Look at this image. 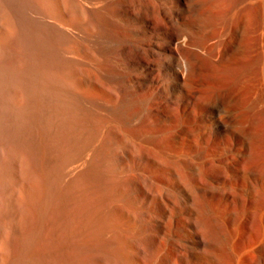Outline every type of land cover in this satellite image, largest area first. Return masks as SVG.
<instances>
[{"label": "bare ground", "instance_id": "1", "mask_svg": "<svg viewBox=\"0 0 264 264\" xmlns=\"http://www.w3.org/2000/svg\"><path fill=\"white\" fill-rule=\"evenodd\" d=\"M41 1L0 52V264H264V0Z\"/></svg>", "mask_w": 264, "mask_h": 264}, {"label": "rangeland", "instance_id": "2", "mask_svg": "<svg viewBox=\"0 0 264 264\" xmlns=\"http://www.w3.org/2000/svg\"><path fill=\"white\" fill-rule=\"evenodd\" d=\"M32 1H33V0H29V1L27 0V1H25V2H24V0H11V2H10V0H7V1H6V0H1V1H0V4H1V5H0V13H1V14H0V15H1V16H0V19L2 18V19L0 20V22H1V23L3 22V24H0V25H1V26H0V30H1V33H3V34L0 33V34H1V35H0V39H1V38L4 39V40L1 39V42H0V43L3 44V41H5L4 44H3V46H2V44L0 45V48H1V49L4 48V50H5V48H6V46H7L9 49H6V50H7V51H10V52H12V53L14 52L13 54L15 55V52H16V49H17V45H15V44H16V40H15L14 38H15V30L17 29V27L15 26L16 23H15V21H13V19L15 20V17H16L17 15H18V17H19V15L22 14L23 17L20 16V18H24V17H25L26 20L28 19L27 21H29L30 24H34L35 26H36V25L39 26L38 31H40V30H41V31H44V30H45V29L43 30V28H42V27H44V26H43V23L39 20V19H40V14L43 13V9H44V6H43V5L41 6L40 4H43V3H41L42 1L40 0L41 2H40V3L38 2V4H37L36 1H39V0H36V1L34 0V2H35L34 4H36V5L32 4V5L30 6V3H29V2L32 3ZM5 2H6V4H5ZM16 2H17V3H16ZM27 2H28V3H27ZM7 3H8V4H7ZM10 3H11V4H10ZM24 3H26V4H24ZM4 4H5V5H4ZM15 4H16V5H15ZM27 4H28V5H27ZM9 5H10V7H9ZM21 5H22V7H21ZM26 5H27V6H26ZM39 5H40L41 7H40ZM4 6H7V8H6V7H5L6 9L3 8ZM17 6H18V7H17ZM23 6H24V10L26 11V13H25V11L23 10ZM29 6H30V7H29ZM32 6H33V8H32ZM36 6H39V8H38V7L36 8ZM13 7H15L16 9L13 8ZM26 7H27V8H26ZM1 8H2V9H1ZM11 8H12V9H11ZM28 8H29L31 11H30ZM31 8H32V9H31ZM42 8H43V9H42ZM9 9H10V10H9ZM20 9H21V12H22V13L20 12ZM27 9H28V11H27ZM38 9H39V10H38ZM4 10H6V12L9 13V14L7 15V13H6ZM7 10H9V11H7ZM12 10H13V12H12ZM15 10H16V16H15V14L12 15V13H15ZM22 10H23L24 12H23ZM34 10H36V11H34ZM41 10H42V11H41ZM2 11H3V12H2ZM10 11H11V13H10ZM17 11H18V12H17ZM33 11H34V12H33ZM40 11H41V13H40ZM31 12H32V13H31ZM35 12H39V13H35ZM19 13H20V14H19ZM23 13L26 14L27 16H29V17H27L26 15L24 16ZM29 13L33 15L32 17H33L34 20H37V19H38L39 21H38V20H37V21H34V20H33V21H34V22H33V21L31 20L32 17H31V15H30ZM36 14H37V15H36ZM2 15H3V16H2ZM4 15H5V16H4ZM10 16H12V18H11ZM36 16L39 17V18H35ZM3 17H4V18H3ZM5 18H7V21H6ZM10 18H11V19H10ZM9 19H10V20H9ZM25 19H23V20H25ZM4 20H5V21H4ZM11 21H12V22H11ZM27 21H26V22H27ZM31 21H32V22H31ZM5 22L8 23V24H5ZM10 22H11V23H10ZM29 22H28V23H29ZM37 22H38V23H37ZM9 23H10V25H9ZM36 23H37V24H36ZM40 23H41L42 25H41ZM13 24H14V25H13ZM30 24H27V26L29 25L28 28H30V27H34V25H33V26H30ZM39 24L41 25V27H40ZM4 25H5V26H4ZM7 25H9V26H7ZM2 26H3V27H2ZM10 26H11V27H10ZM13 26H14V29H13ZM1 27H2V29H1ZM4 27H5V28L8 27V28L5 29ZM9 27L12 28V29L9 30ZM3 28H4V29H3ZM15 28H16V29H15ZM28 28H27V29H28ZM41 28H42V29H41ZM27 29H26V30H27ZM31 29L34 30V31L37 30V28H34V29L31 28ZM31 29H29V31H30ZM35 29H36V30H35ZM6 30H9L10 32H9V31L7 32ZM32 30H31V31H32ZM2 31H3V32H2ZM5 31L7 32L8 35L6 34ZM38 31H36V32H38ZM13 32H14V33H13ZM4 33H5L6 35H4ZM2 35H4V37H1ZM13 35H14V36H13ZM7 36H10V38L7 37ZM6 37H7V38H6ZM11 37H12V39H14L13 41H15V42H13V41L11 42V40H12ZM5 38H6V40H5ZM7 39H8V40L10 39V41H8ZM6 42L8 43L7 45H6ZM10 42H11V43H10ZM9 43H10V44H9ZM12 44H13V45H12ZM4 45H5V46H4ZM1 46H2V47H1ZM9 46H11V47H9ZM13 47H15V48H13ZM11 48H12V49H11ZM1 49H0V52L2 53V51H4V50H3V49L1 50ZM10 49H11V50H10ZM13 49H15V50H13ZM10 52H8V53H10ZM12 53H11V54H12ZM13 54L11 55V56H12V59H11L10 57H9V58H10L12 61H13V60L15 61V60L17 59L16 57H18V53L16 52V55H15V56H14ZM9 56H10V54H9ZM13 58H14V59H13ZM15 58H16V59H15ZM10 59H8L9 62L7 61L9 65H12L13 63L16 62V61H15V62L11 63L12 61H10ZM10 63H11V64H10ZM8 154H9V153H8ZM8 154H6V156H8ZM11 154H12V156H13V153H12V152L10 153L9 156H11ZM9 156H8V157H9ZM9 159L12 160V159H14V158H9ZM3 196H4V197H2V199H3V198L5 199V195H3ZM5 200H6V199H5ZM3 203H6V202L4 201ZM3 205H5V208H6V204H3ZM3 205H2V206H3ZM14 205H15V203H14ZM16 205H17V204H16ZM18 205H19V204H18ZM21 206H22V205L17 206L18 208L20 207L19 209H18L16 206H13L12 209L15 207V209L17 208V210L22 214L24 211L21 212L20 209L23 208V210H24L25 208H24V207H21ZM10 207H11V206H10ZM5 208L2 207V209H1V211H2L3 213H4V212L7 213V212H6V211H7V208H6V211H4ZM3 209H4V210H3ZM10 209H11V208H10ZM10 209H9V210H10ZM15 209H13V210H15ZM26 209H27V208H26ZM26 209H25V210H26ZM28 210H29V209H28ZM15 211H16V210H15ZM15 211H14V212H15ZM18 211L15 212V213H14L13 211H11V212H12V214H13V213H14V214H17V213L20 214ZM26 211H27V210H26ZM26 211H25V214L23 213L24 215H26V213H27L26 217L22 214L24 218H27V216L29 215V214H28V211H27V212H26ZM8 213H9V214H5V215H7V218H10V217H11V213H10V212H8ZM29 213L31 214L30 210H29ZM8 215H9L10 217H8ZM1 216L3 217L4 214L1 215ZM1 216H0V217H1ZM29 216H30V215H29ZM5 218H6V216H4V220H3V218H0L2 224H3L4 221L7 223V224L4 223V226H3V225L1 224V222H0V226H2V227H0V236H1L0 238H1V239H4V238L6 237V233H8L9 235H7V237L11 239V241L9 240V241H10L9 243H12V242H13V243L15 244V241H14L15 238H16L15 233H14L15 231H13L12 229L9 228V224H10V222H11L12 220H8V221H7V220H5ZM7 218H6V219H7ZM24 218H23V222H21V223H23L22 225H24V224L26 223V221H27V219H25L26 221H24ZM28 218H30V217H28ZM28 221H29V219H28ZM8 222H9V223H8ZM24 222H25V223H24ZM22 225H21V226H22ZM5 226L7 227L8 230H6V227H5ZM3 227H4L5 229H4ZM2 228H3V231H2ZM9 229L12 231V233H14L13 236H11L12 233H11V231H10ZM4 230H5V231H4ZM1 231H2V232H1ZM9 232H10V233H9ZM4 234H5V235H4ZM2 235H3V238H2ZM4 236H5V237H4ZM9 236H10V237H9ZM14 236H15V238H13ZM7 237H6V238H7ZM6 238H5V239H6ZM8 238H7V239H8ZM1 239H0V242H1V241H4V240H1ZM9 243L7 244V246H9L10 248H8V247L5 245V243H3L4 245H2V242L0 243V247L3 246V247H1L2 250H1V248H0V253H1V251H3L6 247H7V248H6L7 250H8V249H11V248L14 247V244H13V243H12V244H9ZM10 245H11V246H10ZM5 246H6V247H5ZM12 246H13V247H12ZM4 247H5V248H4ZM6 249H5L4 251H6ZM4 253H5V252H4ZM4 253H1L0 255H2V254H4ZM0 258H1V256H0Z\"/></svg>", "mask_w": 264, "mask_h": 264}]
</instances>
